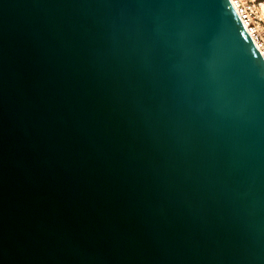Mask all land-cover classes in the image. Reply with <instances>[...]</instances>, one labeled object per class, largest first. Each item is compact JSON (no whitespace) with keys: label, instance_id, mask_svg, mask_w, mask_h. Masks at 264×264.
Returning <instances> with one entry per match:
<instances>
[{"label":"water","instance_id":"1","mask_svg":"<svg viewBox=\"0 0 264 264\" xmlns=\"http://www.w3.org/2000/svg\"><path fill=\"white\" fill-rule=\"evenodd\" d=\"M0 264H264V57L229 0H0Z\"/></svg>","mask_w":264,"mask_h":264},{"label":"built area","instance_id":"2","mask_svg":"<svg viewBox=\"0 0 264 264\" xmlns=\"http://www.w3.org/2000/svg\"><path fill=\"white\" fill-rule=\"evenodd\" d=\"M238 15L240 21L245 27L248 35L255 44L259 53L264 57V37H262L256 30V27L253 25L251 16L249 13V6L246 5L242 0H229Z\"/></svg>","mask_w":264,"mask_h":264},{"label":"rangeland","instance_id":"3","mask_svg":"<svg viewBox=\"0 0 264 264\" xmlns=\"http://www.w3.org/2000/svg\"><path fill=\"white\" fill-rule=\"evenodd\" d=\"M249 6V13L257 32L264 37V0H242Z\"/></svg>","mask_w":264,"mask_h":264}]
</instances>
